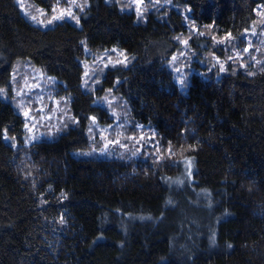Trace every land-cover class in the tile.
Returning a JSON list of instances; mask_svg holds the SVG:
<instances>
[{"label":"trees","instance_id":"obj_1","mask_svg":"<svg viewBox=\"0 0 264 264\" xmlns=\"http://www.w3.org/2000/svg\"><path fill=\"white\" fill-rule=\"evenodd\" d=\"M170 1L177 9L138 20L114 1L87 0L79 26L40 28L16 0H0V88L27 60L56 79L75 120L25 145L23 119L0 97V264H264V70L218 75L197 65L184 93L166 65L187 19L238 38L264 0ZM31 2L49 10L52 0ZM190 44L213 50L209 38ZM113 47L129 65L106 68L99 87L85 89L86 50ZM105 89L155 131L160 160L73 155L89 148V117L110 120L96 104Z\"/></svg>","mask_w":264,"mask_h":264},{"label":"rangeland","instance_id":"obj_2","mask_svg":"<svg viewBox=\"0 0 264 264\" xmlns=\"http://www.w3.org/2000/svg\"><path fill=\"white\" fill-rule=\"evenodd\" d=\"M116 2L121 8L128 12H133L138 20H143L148 12L167 9L170 7L177 9V7L170 0H144L141 5V15H137L136 5L131 3V0H107ZM17 2V0H16ZM24 10H21L20 4H18L22 14L33 23V25L40 28H48L51 25L41 26L34 23L29 16L25 15V11L31 13L32 15L39 16L38 9H43L46 13L41 19H50L52 16L51 8L56 3V0H52L51 7L49 10L36 6L31 0H23ZM78 4L83 5L84 0H77ZM60 7H68V0H60ZM87 6V5H86ZM85 6V7H86ZM84 7V8H85ZM184 17L186 12L183 8L180 9ZM75 15L80 20V8L73 7ZM257 11L264 12L263 8H258ZM83 13V11H82ZM262 17L257 15L255 24L247 32L241 34L240 37L232 39L226 44H214L211 37L215 34L213 29L211 33H206L202 28L195 26L193 23L189 22L187 19V29L185 33L178 34L179 39H187L189 41L188 45L185 46L178 42L177 49L173 55H171L168 60H166L167 67L172 71L174 79L182 92H186V87L189 82V78L192 73L195 72V67L198 65L200 67L207 66V69L214 68L218 75L225 73L227 70H245L249 72H255L260 69H264V24L260 23ZM66 21L75 24L74 20L65 18ZM57 22V21H56ZM80 25V23H79ZM77 25V26H79ZM195 29L196 31H194ZM253 30L255 35H253ZM204 33L203 36L199 33ZM217 39L223 37L224 35L217 36ZM176 37V38H177ZM193 37H203L206 40L209 38L213 50L204 52H198L194 47L191 46L190 40ZM203 43V42H202ZM245 47H249V52H243ZM106 49L96 53H90L86 50L87 58L82 62L85 71L89 72V76L85 77L83 75V86L87 90H94L99 87L100 80L102 78L103 72L106 68L114 67L113 63H109V59L113 62L116 60H125L124 64H115L127 66L130 63V58L127 54L118 49L113 52L112 49ZM214 50L216 52H214ZM123 53V55H120ZM183 53V55H181ZM240 54V59L228 60L229 56L235 57L236 54ZM200 54V55H199ZM213 55L219 57L221 62L225 63L226 71L221 73L219 71V65L216 64ZM176 56L178 59L173 62L172 57ZM255 57V59H253ZM259 61V63H257ZM244 63L245 68H241L240 64ZM108 65L105 67V65ZM87 65V68L85 67ZM173 67H179L181 73H176L173 71ZM182 77L185 81L183 85L178 83V79ZM85 80L87 83L85 84ZM10 87L5 93L0 94L2 99H9L18 115L23 119L24 125V137L23 144L28 145L35 141L40 140H52L59 133L61 134L68 126H73L75 120L70 114V106L67 97L60 94L57 89V81L55 78L45 74L41 69L32 65L27 60H21L14 64ZM27 85H37L36 87L29 88ZM17 93H20L17 95ZM109 101L111 104H109ZM96 104H99L106 108L109 121L104 124L99 123L97 120L95 123L92 122L89 128L92 129L89 132L90 145L86 150H76L73 151V155L77 157H108V158H125V159H143L151 160L152 162L158 161L163 155L162 146L155 131L149 125H142L133 121L128 112V107L126 101L120 96L116 95L112 90L109 91L105 89L100 93V96L96 99ZM43 109V111H40ZM24 111H29L30 115L25 118L23 115ZM115 111L116 115L112 113ZM28 124L31 128V132L25 128V124ZM139 126V127H138ZM101 133L104 137L110 140H120L121 144L126 145V147H121L118 144H110L107 150H104V145L106 141L101 138ZM134 136L136 140H139L141 136L147 138V141H142L141 143H136L134 140H128L127 137ZM30 137H35V139H29ZM4 140H9L5 139ZM10 141V140H9ZM26 141H28L26 143ZM16 146V143H13ZM157 146H159V151H157ZM136 148H140V152L133 155ZM87 153V154H85ZM159 158V159H158Z\"/></svg>","mask_w":264,"mask_h":264},{"label":"snow or ice","instance_id":"obj_3","mask_svg":"<svg viewBox=\"0 0 264 264\" xmlns=\"http://www.w3.org/2000/svg\"><path fill=\"white\" fill-rule=\"evenodd\" d=\"M17 3L20 4V7H21V10H24V3H23V0H17ZM131 3L132 4H135L136 5V12H137V15H141V5L144 3V0H131ZM60 0H56V3L52 6L51 8V11H52V16L50 19H41V17H44L46 15L45 11L43 9H38V12H39V16L37 15H32L31 13L25 11V15L29 16L30 19L34 22V23H37L41 26H45V25H51L53 24L54 22L56 21H63L65 20V18H69L71 20H74L75 23L77 25H79L80 23V20L79 18L75 15L74 11H73V7H78L80 8V11H84V7L87 5V0H84V4L81 5V4H78L77 3V0H68V7H60ZM261 6L258 5V8H260ZM254 11H256L254 9ZM257 15H260L262 17L260 23L264 24V12H259L257 11ZM254 24L256 23L255 21L253 22ZM211 27V26H209ZM194 31H196L195 29H193ZM248 30L245 29V32H247ZM253 35H255V31L253 30ZM199 35L203 36L204 33H199ZM176 39H179V37H177ZM212 41L214 42V44H226V43H229L233 38L232 34L231 33H227L225 34L223 37H220L219 39H217V37L215 35H213L211 37ZM179 42L185 46L188 45L189 41L187 39H179ZM83 43V42H82ZM113 52H116L117 49H112ZM243 52L245 53H248L249 52V47H245L243 49ZM120 55H123V53H120ZM181 55H183V53H181ZM178 58L176 56H173L172 57V61L175 62ZM213 59H215L216 61V64L219 65V71L221 73L225 72L227 69H226V66H225V63L224 62H221V60L219 59V57H216L215 55H213ZM234 59H240V54L237 53L235 57L233 56H229L228 57V60H234ZM253 59H255V57H253ZM109 63H113V66H115V64H124L125 63V60H116V61H112L111 59H109ZM257 63H259V61H257ZM108 65L106 64L105 67H107ZM85 67L87 68V65H85ZM240 67L241 68H245L246 65L244 63H241L240 64ZM264 70V69H262ZM173 71L176 72V73H181V69L179 67H173ZM254 73L252 72H249L248 75H253ZM84 76L85 77H88L89 76V72L88 71H85L84 73ZM87 83V80H85V84ZM178 83H180L181 85H183L185 83L184 79L182 77H180L178 79ZM29 88H32V87H36L37 85H27ZM111 91V90H109ZM5 93V89L3 88H0V94H3ZM20 93H17V95H19ZM109 104H111V102L109 101ZM40 111H43V109H41ZM114 116L116 115L115 111H113L112 113ZM23 115L25 116V118H28L30 113L29 111H24L23 112ZM90 120H92L93 123L96 122V117H89ZM139 127V126H138ZM25 128L28 129L29 132H31V128H29L28 124L26 123L25 124ZM92 129L89 128V132H91ZM5 139H8L7 137V130H5V136H4ZM101 138L104 139L106 141L105 145H104V150L106 151L108 146L110 144H118L120 145L121 147H126V145L124 144H121L120 140H110L108 139L107 137H104L103 136V133H101ZM13 140L15 139L14 137L12 138ZM29 139H35V137H30ZM128 140H134L136 141V143H141L142 141L146 142L147 141V138L144 137V136H141L139 138V140H136V138L134 136H129L127 137ZM28 141H26L27 143ZM13 147H15V144H13ZM192 150H195L194 148ZM157 151H159V146H157ZM167 151L169 153L172 152V148L171 146L167 149ZM140 152V148H136V150L133 152V155H136L137 153ZM87 154V153H85ZM159 159V158H158ZM186 164H187V171H188V175L191 176V167H192V160L191 159H188L186 161ZM178 183H183L182 181H178ZM60 223H63L64 222V218L63 216L60 217ZM229 247H231V245H229Z\"/></svg>","mask_w":264,"mask_h":264}]
</instances>
